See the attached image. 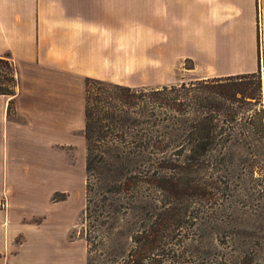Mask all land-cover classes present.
I'll return each mask as SVG.
<instances>
[{
	"label": "crops",
	"instance_id": "crops-1",
	"mask_svg": "<svg viewBox=\"0 0 264 264\" xmlns=\"http://www.w3.org/2000/svg\"><path fill=\"white\" fill-rule=\"evenodd\" d=\"M5 55L18 84L0 94V264H88L72 236L86 206V78L173 84L186 58L206 68L194 79L261 74L264 103V0H0Z\"/></svg>",
	"mask_w": 264,
	"mask_h": 264
},
{
	"label": "trees",
	"instance_id": "trees-1",
	"mask_svg": "<svg viewBox=\"0 0 264 264\" xmlns=\"http://www.w3.org/2000/svg\"><path fill=\"white\" fill-rule=\"evenodd\" d=\"M9 61V55L0 56V94L14 95L17 69ZM244 75L202 80L206 84L210 79L223 83L239 81ZM202 80L133 87L86 78L87 171H91L99 152L108 153V146L120 150L112 157L121 164L133 157L151 165L153 175H161L165 169L176 171L170 180L161 175L156 182L159 192L174 195L171 202L143 207L132 214L141 223L123 233L130 246L118 264H258L254 251L240 249L233 257L221 255L220 232L197 223L213 217L214 212L191 206L195 195L202 194L193 168L208 163L212 146L223 138L214 123L218 118L215 111L221 110L223 102L211 93L218 97L225 93L201 88ZM235 94L231 95L234 100ZM12 108L11 101L9 111ZM65 197L55 194L53 199ZM5 206L6 199L0 197V209ZM206 238L210 240L206 242Z\"/></svg>",
	"mask_w": 264,
	"mask_h": 264
},
{
	"label": "rangeland",
	"instance_id": "rangeland-1",
	"mask_svg": "<svg viewBox=\"0 0 264 264\" xmlns=\"http://www.w3.org/2000/svg\"><path fill=\"white\" fill-rule=\"evenodd\" d=\"M149 63L153 66L156 61ZM194 68V61L182 58L173 71V84L202 80L194 78L206 68ZM150 72L157 77V71ZM260 80L261 74L247 73L239 81H200L201 88L225 93L222 97L211 93L223 102L221 110L215 111L218 118L214 121L223 138L212 146L210 161L193 168V178L205 194L195 195V203L187 200L192 201V207L214 212L213 217L197 223L220 232L221 255L233 257L240 249L254 251L255 262L264 264V103ZM13 86L16 91L17 85ZM106 150L105 155L99 152L90 172L86 159V210L73 228L72 236L87 241L88 264H118L130 246L123 233L141 223L132 214L143 207L168 204L174 198L170 191L159 192L156 182L161 175L170 180L175 170L153 175L151 165L133 157L121 164L112 157L120 150L112 146Z\"/></svg>",
	"mask_w": 264,
	"mask_h": 264
}]
</instances>
